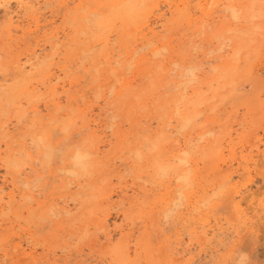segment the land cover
Here are the masks:
<instances>
[{
  "label": "rangeland",
  "instance_id": "rangeland-1",
  "mask_svg": "<svg viewBox=\"0 0 264 264\" xmlns=\"http://www.w3.org/2000/svg\"><path fill=\"white\" fill-rule=\"evenodd\" d=\"M23 1L20 6L19 0H0V112L4 111L0 113V264H123L124 257L125 264H240L242 260L264 264V0H255L257 6L248 0L250 4L245 0H201L204 11L193 6L198 0H192L188 12L193 20L190 17L191 22L186 23V16L182 15L185 20L180 21L181 15L169 10L170 5L172 10L175 4L183 7L181 0H153L147 5L145 17L130 30L136 33L131 34L132 39L127 31L120 30L121 19L111 15L107 0ZM228 5L235 8L231 10ZM76 10L80 16L96 10L84 22L97 36L87 40L75 32L74 24L66 17ZM250 12L256 17H248ZM103 15H109V20L114 18L113 24L104 27L106 32H100L97 24ZM159 21L179 26L175 24L174 29L168 25L166 30ZM145 33L149 42H154V46L144 47L147 50L140 49ZM162 36L166 39L160 40ZM106 37L107 42L103 41ZM83 41L89 42L94 49L89 51L95 55L107 44L108 51L104 48L105 53L96 56L98 61L94 62L98 64L77 53L76 47ZM135 47L140 49L137 54L132 51ZM154 47L166 49L160 52L167 51L161 61L168 60L167 67L177 62L170 71L173 76H166L170 81L162 90L158 88L165 79L157 82L159 92L151 93L154 98L160 94L158 98L156 95L152 99L150 94L151 98L148 95L143 99L148 100L147 112L133 107L131 111L128 107L121 110L115 101L119 84L114 83L110 67L120 69L132 85L142 86L148 80L138 71L154 59L149 53ZM107 52L114 58L105 57ZM140 56L146 62L135 67ZM128 60L131 64L127 66L133 65L130 68L125 63ZM100 63H108L109 68ZM94 66L108 70L101 72L99 81H93ZM16 77L24 78L14 80ZM182 79H189L191 84H180ZM95 82H100L99 90L104 95L98 93ZM108 86L112 93L107 91ZM163 90L169 95H162L167 93ZM10 93L13 96L7 99ZM178 96L182 101L175 105ZM154 103L164 109L171 104L165 111L161 109L166 117ZM17 113L20 115L16 120ZM156 115L163 116V120ZM4 133L7 135L3 137ZM143 133L156 142L154 150L162 147L158 157L150 145L152 141L137 139ZM33 135L48 137L52 149H44L41 139L31 140ZM78 147L85 149L91 163L96 164L89 166L91 175L89 171H77L66 158ZM174 153L183 161L174 159L173 165L184 163L185 158V181L192 182L187 180L184 185L182 181L181 191L173 172L167 176L161 170L158 176L159 168L155 167L159 158ZM11 155L16 165L14 161L8 165L6 160ZM153 158L158 160L154 163ZM180 165L177 169L182 171ZM91 194H96L95 200Z\"/></svg>",
  "mask_w": 264,
  "mask_h": 264
},
{
  "label": "bare ground",
  "instance_id": "bare-ground-1",
  "mask_svg": "<svg viewBox=\"0 0 264 264\" xmlns=\"http://www.w3.org/2000/svg\"><path fill=\"white\" fill-rule=\"evenodd\" d=\"M151 1H153V0H107V6H108V8L110 9V12H111V15L113 16H117L119 19H121V28H120V30L121 31H123V33L124 32H126L129 36H130V38L132 39L133 37H131V34L132 33H135L134 31L133 32H131L130 30L133 28V27H135L138 23H139V21L141 20V18L142 17H145V16H143L144 15V12H145V10H146V8H147V5H148V3H150ZM160 1V0H159ZM167 1H169V0H167ZM234 1V0H233ZM241 1H243V0H241ZM245 1H247V0H245ZM248 1H250L251 3L252 2H254L255 0H248ZM248 1L246 2V3H248ZM257 1V0H256ZM263 0H261V1H259L258 0V2L257 3H259V2H262ZM94 2H97V1H94ZM154 2V1H153ZM170 2V1H169ZM168 2V3H169ZM192 2V0H181V2L180 3H182L183 4V7H179V5L178 4H175V6H174V9L172 10L171 9V7H172V5H168L169 6V10L171 11V12H175L174 14H178V16L179 15H181L180 16V21H181V19H182V15L183 16H186L185 18H186V20L183 18L182 20H185V23L187 22V21H189V22H191V20H190V17H191V14H190V12H188V10H189V7L191 6V4L193 5V2ZM206 2V1H205ZM214 2V1H213ZM219 2V1H218ZM223 2V1H222ZM230 2H232V1H230ZM235 2V1H234ZM174 3V2H173ZM191 3V4H190ZM210 3V2H209ZM215 3V2H214ZM213 3V4H214ZM237 3V2H236ZM245 3V4H246ZM257 3H253V4H255L256 6L258 5ZM19 4H20V6L21 5H23L24 4V1L23 0H19ZM106 3H104V5H105ZM195 5H193L194 7H198L201 11H204L205 10V7H204V5H203V3L201 2V0H198L197 1V3H194ZM212 4V5H213ZM242 4V3H241ZM248 4H250V3H248ZM252 4V5H253ZM263 4H264V2H263ZM208 5V4H207ZM207 5H206V7H207ZM222 5V4H221ZM243 5V4H242ZM260 5H261V3H260ZM259 5V6H260ZM193 6H191V7H193ZM240 6V5H239ZM250 6V5H249ZM23 7V6H22ZM190 7V8H191ZM216 7V6H215ZM224 7V6H223ZM227 7H229V5L227 6ZM246 7V6H245ZM254 6H252V7H248V8H253ZM34 8H35V6H34ZM231 8V10H233V8H235V7H233L232 5L229 7V9ZM244 8V7H243ZM102 9V8H101ZM158 9V8H157ZM227 9V8H226ZM240 9V8H239ZM247 9V8H246ZM245 9V10H246ZM80 10V9H79ZM82 10V9H81ZM198 10V9H197ZM211 10V9H210ZM235 10V9H234ZM252 10V9H251ZM85 11V10H84ZM206 11H207V8H206ZM213 11V10H212ZM248 13H249V10H246ZM78 11L76 10L75 12H68V13H70V15H68L66 18H69V20L72 22V24H74V29H75V32L76 33H78V32H80V33H82L84 36H85V38L87 39V40H90V39H92L93 37H95V36H97L98 34H94V33H92V31H91V29L92 28H90V26L88 25V24H86L87 22V20H85L86 18H88L89 16H90V14H93V13H96V10H92V11H88V13H87V11H85V12H83L82 14H81V16L77 13ZM215 12V11H214ZM218 12V11H217ZM236 12V11H235ZM108 13V12H107ZM194 13V12H193ZM233 13H234V11H233ZM251 13H253V12H250V14H248L249 16L248 17H254L253 16V14H255V13H253L252 14V16H251ZM162 14V13H161ZM164 14H165V12H164ZM190 14V15H189ZM247 14V13H246ZM96 15V14H95ZM193 16H195L194 14H192ZM235 15V14H234ZM257 15V14H256ZM163 16V15H162ZM177 16V17H178ZM237 17V16H236ZM248 17H247V19H248ZM256 17V16H255ZM96 18V17H95ZM109 15L108 16H105V15H103L102 17H100L98 20H97V24H98V27H99V30H100V32L102 31V30H105V32L107 31L106 30V28L109 26V24L111 23V24H113L112 22H111V19H114V18H111L110 20H109ZM159 18H161V17H159ZM166 18V17H165ZM179 18V17H178ZM192 18V17H191ZM240 18V17H239ZM65 19V18H64ZM80 19H82V20H80ZM97 19V18H96ZM203 19V18H202ZM84 20H85V22H84ZM158 20V19H157ZM156 20V21H157ZM161 20V19H160ZM165 20V19H164ZM192 20H193V18H192ZM249 20V19H248ZM251 20V19H250ZM62 21V20H61ZM114 21V20H113ZM91 22V21H90ZM89 22V23H90ZM148 22H149V20H148ZM172 22H174V21H172ZM183 22V21H182ZM193 22V21H192ZM62 23V22H61ZM141 23V22H140ZM153 23V22H152ZM158 23V22H157ZM159 23H161V26L163 27V29H166V30H168L166 27L168 26V25H170V26H173V24L171 25V22H170V24L168 23V22H166V21H164V22H160L159 21ZM64 24V23H63ZM68 24V23H67ZM69 24H71V23H69ZM155 24V23H154ZM176 22L174 23V26L173 27H175L176 25ZM193 24V23H192ZM197 24V23H196ZM157 25V24H156ZM155 25V26H156ZM69 26H71V25H69ZM106 26V28L104 29V27ZM138 26V25H137ZM158 26V25H157ZM177 26H179V25H177ZM182 26V25H181ZM189 26V25H188ZM191 26V25H190ZM61 28V27H60ZM70 28V27H69ZM110 28V27H109ZM152 28V27H151ZM144 29H145V27H144ZM174 29H176V27L174 28ZM109 30V29H108ZM138 30V29H137ZM141 31V30H140ZM140 31H139V33H140ZM160 31V30H159ZM173 31V30H172ZM181 31V30H180ZM112 32V31H111ZM118 32V31H117ZM147 32V31H146ZM150 32H151V34H154V32L152 31V30H150ZM165 33V32H164ZM174 33H176V32H174ZM173 33V34H174ZM197 33V32H196ZM100 34V33H99ZM105 36H106V34L105 33H103ZM136 34V33H135ZM149 34V33H148ZM67 35V34H66ZM128 35H127V37H128ZM155 35V34H154ZM157 35V34H156ZM165 35V34H164ZM137 36V35H136ZM168 36V35H167ZM29 37V36H28ZM101 37H102V35H101ZM100 37V35H99V38H101ZM127 37L125 38V39H127ZM130 38H128V39H130ZM137 38V37H136ZM140 38V37H139ZM141 38H142V42H141V44H140V49H143L144 47H147V46H151L152 47V45L153 44H151V43H154V42H149V41H151V39L149 40L148 38H149V36H148V38H146V33L145 34H143L142 36H141ZM151 38V37H150ZM164 39L165 37H161L160 38V40L161 39ZM171 38V37H170ZM190 38V37H189ZM192 38V37H191ZM56 39V38H55ZM111 39V38H110ZM113 39V38H112ZM127 39V40H128ZM153 39V38H152ZM166 39V38H165ZM164 39V40H165ZM180 39V38H179ZM193 39V38H192ZM28 40V39H27ZM52 40V39H51ZM67 40V39H66ZM68 40H69V38H68ZM114 40V39H113ZM117 40V39H116ZM115 40V41H116ZM156 40H158V39H156ZM163 40V41H164ZM56 41V40H55ZM103 41H105V42H107V37L105 38V40H103ZM109 41V40H108ZM129 41V40H128ZM139 41V40H138ZM145 41H147L146 43L148 44V45H143V44H146L145 43ZM168 41H169V39H168ZM49 42V41H48ZM53 42V41H52ZM57 42V41H56ZM66 42V41H65ZM104 42V43H105ZM113 42V41H112ZM50 43V42H49ZM67 43V42H66ZM73 43H75V42H73ZM80 43V42H79ZM82 43V44H81ZM80 44H76L77 45V47H76V49L78 50L77 51V53H79V55L80 54H82L83 56H81V57H83V59H86L85 57H87L88 59H90V60H93L92 62H94V61H98L97 60V57L96 56H98L99 54H104L105 53V51L107 50L108 51V48H106V45L102 48V47H100L99 49H102L101 51L99 50V53H98V55H95V52H91V51H94V49H92L93 47H89V45H88V43L89 42H85V41H83V42H81ZM139 43V42H138ZM171 43H172V41H171ZM4 44V43H3ZM28 44V43H27ZM69 44V43H68ZM113 44V43H112ZM173 44H174V42H173ZM189 43H187V45H188ZM115 45V44H114ZM113 45V46H114ZM117 45V44H116ZM164 44H161V46H163ZM169 45H170V43H169ZM175 45V44H174ZM73 46H75V45H73ZM139 46V45H138ZM137 46V47H138ZM154 46V45H153ZM156 46V45H155ZM158 46V45H157ZM159 46H160V44H159ZM3 47V46H2ZM6 47V46H5ZM55 47V46H54ZM112 47V46H111ZM137 47H135V48H133L132 49V51L133 52H135L134 54H137V51H139V50H137ZM104 48H106V50L104 49ZM149 47H147V49H148ZM185 48V47H184ZM183 48V49H184ZM12 49V48H11ZM91 49V51H89ZM110 49V48H109ZM130 49V48H129ZM147 49H145L144 48V50H147ZM178 48H176L175 50H177ZM180 49H181V47H180ZM183 49H181V50H183ZM61 50V49H60ZM73 50V49H72ZM115 50V49H114ZM137 50V51H136ZM161 50H166L164 47L162 48V47H154V48H152V50L149 52L150 54L152 53V55L154 56V59L156 58V59H158V60H154L153 59V56L151 57L153 60H151V62H148L147 63V65H144L138 72V74H140V75H143L144 77H142L143 79H145V78H147V80H148V82L146 83V84H143L142 86L141 85H132V82L131 81H129V80H126V79H124V77L122 76V73L118 70V68L116 69V68H112V67H110L111 69H109V73H110V75L112 74V76H113V80H114V83L115 82H117L118 84H119V89H118V91H117V97H116V99H115V101H117V102H119L120 103V105L119 104H116L117 106L119 105L120 106V108H121V110H123V109H125L126 107H128V110L129 111H131V108L133 107L134 109H135V111H139V110H143V112H147V110H148V106H147V102H148V100L146 101V100H143V99H145L148 95V97H150V94H151V96H152V99L154 98L153 96L154 95H152V91H154L153 93H157V86H159V83H158V85H156L157 84V82L158 81H161L163 78L165 79V81H162V83L160 84V86L161 87H159L158 89H160L161 88V90L163 89V87H165L166 85H168V83H169V79H167V78H169V77H166V76H168V74L170 75V74H172V73H170V71L172 70V67L173 68H175L174 67V65L177 63V62H175L173 65H172V67H170L171 66V64L173 63H171L170 64V66L169 67H167L165 64L168 62V60H166V61H164V63H162L161 61H163L164 60V54H166V52L164 53V51L161 53L160 51ZM11 51V50H10ZM53 51V50H52ZM75 51V49L73 50V52ZM110 51V50H109ZM116 51V50H115ZM123 51V50H122ZM169 51H171V50H169ZM168 51V52H169ZM178 51V50H177ZM91 52V53H90ZM98 52V51H97ZM119 52V51H118ZM140 52V51H139ZM173 52V51H172ZM183 52V51H182ZM124 53V52H123ZM164 53V54H163ZM114 54V53H113ZM133 53H132V55H134ZM145 54V53H144ZM163 54V55H162ZM174 54V53H173ZM184 54V53H183ZM185 54H187V53H185ZM8 55V54H7ZM38 55H40V54H38ZM124 55H125V53H124ZM160 55H162L163 56V58H159V56ZM167 55V54H166ZM180 55V54H179ZM178 54H177V56H179ZM42 56V55H41ZM54 56V55H53ZM76 56H78V55H76ZM79 56V57H80ZM120 56V55H119ZM121 56H122V53H121ZM171 56L172 57H175V56H173L172 54H171ZM38 57V56H37ZM44 57V56H43ZM105 57H108V59L109 58H112L111 57V55H108V52L106 53V55H105ZM105 57L102 59L103 60V62H104V59H105ZM116 57H118V55L116 56ZM166 57V56H165ZM169 57V56H168ZM114 58V57H113ZM120 57H118V59H119ZM130 58H132V57H130ZM142 56H140V57H138V59H137V64H135L134 66L135 67H139L141 64H144L146 61H143L142 59ZM4 59V58H3ZM3 59H2V61H3ZM32 59H34V58H32ZM31 59V61H33ZM46 59V58H45ZM44 59V60H45ZM50 59V58H49ZM68 59V58H67ZM77 59H78V57H77ZM87 59V60H88ZM160 59V60H159ZM186 59V58H185ZM188 59V58H187ZM30 60V59H29ZM40 60V59H39ZM43 60V59H42ZM43 60V61H44ZM102 60H101V62H102ZM114 61L116 60V59H113ZM130 60V59H129ZM129 60L128 61H126L125 63H126V66L127 65H129V64H131V63H129V64H127V62H129ZM4 61H6V59L4 60ZM47 61V60H46ZM85 61V60H84ZM112 61V60H111ZM111 61H109L110 63H113V62H111ZM122 61V60H121ZM150 61V60H149ZM154 61H156V62H154ZM159 61V62H158ZM180 61H182V60H180ZM180 61H179V63H180ZM86 62V61H85ZM96 62H94V63H96ZM120 62V61H119ZM119 62H117V64L119 63ZM166 62V63H165ZM170 62V61H169ZM187 62V61H186ZM20 63V62H19ZM21 63H23V62H21ZM28 63V62H27ZM34 63V62H33ZM37 63H39V61L37 62ZM78 63V62H77ZM94 63L92 64V65H94ZM132 63L134 64V62H133V59H132ZM182 63V62H181ZM16 64V63H15ZM29 64V63H28ZM43 64V63H42ZM51 64H53V63H51ZM83 64V63H82ZM84 64H86V63H84ZM89 64V63H88ZM96 64H98V63H96ZM95 64V65H96ZM102 63H100L99 65H101ZM114 64V63H113ZM113 64H111L112 66H113ZM116 64V63H115ZM116 64V65H117ZM120 64V63H119ZM118 64V65H119ZM21 65H23L24 66V64H21ZM20 65V66H21ZM40 65V64H39ZM38 65V66H39ZM44 65H45V61H44ZM49 64H47L46 66H48ZM57 65V64H56ZM77 66L78 65H80V64H76ZM103 65V64H102ZM108 63L106 64V65H103V66H107L108 67ZM168 65V64H167ZM179 65V64H178ZM188 65H190V64H188ZM188 65H187V67H188ZM71 66H73V65H71ZM76 66V67H77ZM125 66V65H124ZM123 66V67H124ZM133 66V65H132ZM131 65H130V67H132ZM175 66H177V64L175 65ZM3 67V65L1 66V68ZM43 67V66H42ZM92 67V66H91ZM95 67V66H94ZM102 66H99V67H95V75H94V77H92L93 78V81H99V76L101 75V74H103V73H101V72H107L108 70H104L103 68H101ZM129 66H127V68H128ZM129 67V68H130ZM182 67V66H181ZM180 67V68H181ZM4 68H6L5 66H4ZM16 68V67H15ZM32 68H33V65H32ZM46 68V67H45ZM65 68H67V67H65ZM72 68V67H71ZM88 68V67H87ZM93 68V67H92ZM90 69V70H93V69ZM105 68V67H104ZM109 68V67H108ZM127 68H123L124 70H126ZM191 68V67H190ZM20 69H23V68H20ZM34 69H35V66H34ZM63 69V68H62ZM69 69V68H68ZM4 70V69H3ZM65 70V69H64ZM128 71H129V69H127ZM174 70H176V69H173V71ZM186 70H187V68H186ZM185 70V71H186ZM190 70H193V69H190ZM5 71V70H4ZM62 71V70H61ZM188 71H189V69H188ZM187 71V72H188ZM2 72V71H1ZM6 72V71H5ZM125 72V71H124ZM160 72H162V73H164V75L162 76V75H159V73ZM178 72V71H177ZM186 72V73H187ZM191 73H192V71H190ZM194 72V71H193ZM69 73V72H68ZM93 73H94V70H93ZM180 72H178L177 74H179ZM54 74V73H53ZM64 74V73H63ZM125 75H126V73H124ZM176 74V73H175ZM181 74V73H180ZM194 74V73H193ZM65 75V74H64ZM184 75H186V74H184ZM187 75H190V74H187ZM197 75V74H196ZM171 76H173V74L171 75ZM176 76V75H175ZM174 76V77H175ZM181 76H183V75H181ZM193 76H195V75H191V77H193ZM20 77V76H19ZM19 77H16V79H14V80H20V81H23V78L24 77H22V80H21V78H19ZM45 77V76H44ZM56 77H57V75H56ZM55 77V78H56ZM173 77V78H174ZM178 77H180L179 75H178ZM185 77V76H184ZM51 78V77H50ZM59 78H61V77H59ZM181 78V77H180ZM142 79V80H143ZM190 79V78H189ZM189 79L188 80H186V79H182L183 81L180 83V84H183L184 86L186 85H188V84H191V82L189 81ZM193 79V78H192ZM196 78H194V80H195ZM51 79H49V81H50ZM57 80H58V77H57ZM101 80V79H100ZM104 80V79H103ZM181 80V79H180ZM191 80V79H190ZM139 81V80H138ZM101 82V81H100ZM100 82H95L97 85L95 86V88L96 87H98V88H96V89H100L101 90V85H99L98 83H100ZM190 82V83H189ZM15 83H16V81H15ZM20 83V82H19ZM46 84H47V81L45 82ZM92 83V82H91ZM95 83H93V84H95ZM111 83V82H110ZM110 83H108L109 85H110ZM114 83H113V85H114ZM141 83V82H140ZM172 83H174V82H172ZM14 84V83H13ZM45 84V85H46ZM107 84V85H108ZM106 85V86H107ZM116 85V84H115ZM170 85V84H169ZM172 85V84H171ZM183 85H179V86H183ZM64 86V85H63ZM111 87H113L112 86V83H111V85H110ZM175 86V85H174ZM1 87V86H0ZM3 87V86H2ZM105 87V86H104ZM103 87V88H104ZM109 87V86H108ZM188 87V86H187ZM107 88V87H106ZM114 88V87H113ZM169 88V87H168ZM172 87L170 86V88L169 89H171ZM173 88H176V86L175 87H173ZM178 88V87H177ZM184 88V87H183ZM39 89V88H38ZM109 89V90H108ZM156 89V90H155ZM1 90V89H0ZM65 90L66 89H64L62 92H65ZM98 90H96V91H98ZM100 90H99V92L98 93H100ZM105 90V89H104ZM113 90V89H112ZM167 90V89H166ZM165 90V91H166ZM237 90V89H236ZM34 91V90H33ZM103 91V90H102ZM101 91V92H102ZM107 91L109 92L110 91V87L109 88H107ZM164 90H163V92H165ZM182 91V90H181ZM5 92V91H4ZM58 92V91H57ZM108 92H107V96H108ZM111 93H112V91H110ZM159 92V91H158ZM167 92V91H166ZM182 92H185V91H182ZM31 93H32V91H31ZM52 93H53V91H52ZM79 93V92H78ZM97 93V92H96ZM97 93V94H98ZM177 93V92H176ZM175 93V94H176ZM30 94V93H29ZM54 94V93H53ZM102 93H100V95H101ZM159 94V93H158ZM163 94H168V92L167 93H162V95ZM5 95H6V93H5ZM37 95V94H36ZM55 95V94H54ZM77 95V94H76ZM99 95V96H100ZM102 95H104V94H102ZM109 95H110V93H109ZM157 95V94H156ZM156 95H155V98H156ZM160 95V94H159ZM159 95H157V98L159 97ZM169 95V94H168ZM181 95V94H180ZM13 96V93H10V95L8 96V98L7 99H10L11 97ZM33 96V94H31L30 95V97H32ZM45 96V95H44ZM82 97H83V95H81ZM94 96V95H93ZM5 97V96H4ZM26 97H28V96H26ZM37 97H38V95H37ZM95 97V96H94ZM98 97V96H97ZM96 97V98H97ZM115 97V96H114ZM179 97V96H178ZM176 98L175 100L171 97V100L173 99L174 100V104L175 105H177L179 102L181 103V101H182V96H180L181 97V99H180V97L179 98ZM186 97H188V96H186ZM34 98V97H33ZM101 98V97H100ZM100 98L98 99V100H100ZM104 98V97H103ZM151 98V97H150ZM154 98V99H155ZM0 99H1V96H0ZM3 99V98H2ZM149 99V98H148ZM160 100H161V96H160V98H159ZM163 99H164V97H163ZM4 100V99H3ZM111 100H113V99H111ZM159 100V101H160ZM172 100V101H173ZM8 101V100H7ZM82 101V100H81ZM104 101H105V99H104ZM114 101V102H115ZM134 101V102H133ZM152 102H153V100H151ZM150 101V102H151ZM184 101V100H183ZM11 102H13L12 100L10 101V103ZM38 102H39V100H38ZM54 102V101H53ZM113 102V101H112ZM114 102H113V105H115L114 104ZM158 102V101H157ZM164 102V101H163ZM165 102H168V101H165ZM41 103V102H40ZM76 103V102H75ZM172 103V104H173ZM179 103V104H180ZM187 103V102H186ZM186 103H184V104H186ZM5 104V103H4ZM112 104V103H111ZM155 104V108L156 107H158V111L160 110V112L162 111L161 109H163L164 111L166 110V108L168 109V107H169V105L171 106V104H168L167 105V103H166V105L168 106V107H166L165 106V109H164V106H162V107H160V105H157L156 103H154ZM173 104V105H174ZM178 104V105H179ZM184 104H182V107H181V109L184 107ZM57 105H59V104H57ZM87 105V104H86ZM115 105V106H116ZM134 105H136V106H134ZM149 105V104H148ZM49 106V105H48ZM63 106V105H62ZM106 106V105H105ZM112 106V105H111ZM111 106H109V109H110V107ZM58 107V106H57ZM69 107V106H68ZM145 107H147V108H145ZM159 107H160V109H159ZM177 107L178 106H176V107H174L175 109L174 110H176L177 109ZM186 107H188V106H186ZM92 108V107H91ZM102 108V107H101ZM100 108V109H101ZM108 108V107H107ZM132 108V109H133ZM154 108V110L156 111V109ZM71 109H74V108H71ZM103 109V108H102ZM145 109H147V110H145ZM153 109V108H152ZM18 110V109H17ZM47 110H48V108H47ZM145 110V111H144ZM154 110L152 111L153 113L152 114H155L154 113ZM180 110V109H179ZM35 111V110H34ZM128 111V112H129ZM134 111V110H133ZM183 111V110H182ZM187 111V110H186ZM1 112H4V111H2L1 110ZM0 112V113H1ZM39 112V111H38ZM142 112V111H141ZM149 112V111H148ZM174 112V111H173ZM7 113V112H6ZM35 113V112H34ZM135 113V112H134ZM150 113V112H149ZM148 113V114H149ZM161 113H163L162 115L163 116H165L164 115V112L162 111ZM2 114V113H1ZM136 114H138V113H136ZM144 114V113H143ZM142 114V115H143ZM146 114V113H145ZM167 114H168V112H167ZM6 115V114H5ZM17 115V118H16V120L17 119H19L18 117V115H20L19 113H17L16 114ZM22 115H24V114H22ZM47 115V114H46ZM109 115V114H108ZM115 115V114H114ZM126 115H127V113H126ZM128 115H130V114H128ZM127 115V116H128ZM139 115V114H138ZM173 115V114H172ZM112 116V115H111ZM126 116V117H127ZM146 116V115H145ZM157 116V115H156ZM163 116H157V118L159 117V119L160 118H162V120H163ZM175 116H176V114H175ZM178 116V115H177ZM183 116V115H182ZM23 117V116H22ZM85 117V116H84ZM110 116H108V118H109ZM136 117V116H135ZM166 117V116H165ZM188 117V116H187ZM56 118V117H55ZM148 118V117H147ZM168 118V117H167ZM179 118V117H178ZM186 118V117H185ZM111 119V118H110ZM179 119H181V118H179ZM184 119V118H183ZM70 120V119H69ZM86 120V119H85ZM84 120V121H85ZM130 120V119H129ZM161 120V119H160ZM168 120V119H167ZM171 120V119H170ZM187 120V119H186ZM162 122V121H161ZM177 122H179L178 120H177ZM17 123H19V121H17ZM187 124V122H184V124ZM166 124V123H165ZM168 125H169V123H167ZM180 124V123H179ZM182 124H180V126H181ZM66 126V125H65ZM69 126V125H68ZM167 126V125H166ZM1 127V126H0ZM27 127H29V126H27ZM67 127V126H66ZM70 127V126H69ZM108 127V126H107ZM178 127V126H177ZM26 128V127H25ZM68 128V127H67ZM87 128V127H86ZM13 129V128H12ZM15 129V128H14ZM13 129V130H14ZM27 129V128H26ZM26 129H25V131H26ZM30 129V128H29ZM175 129V128H174ZM84 130H86V129H84ZM135 130V129H134ZM145 130V129H144ZM164 130H166V129H164ZM6 131V130H5ZM4 132V131H3ZM2 132V133H3ZM7 132H8V130H7ZM32 132V131H31ZM71 132V131H70ZM141 132V131H140ZM143 132H145V131H143ZM18 133V132H17ZM26 133H29V130L26 132ZM44 133V132H43ZM137 133V132H136ZM152 133V132H151ZM66 134H67V132H66ZM80 134V133H79ZM85 134H87V133H85ZM140 134V133H139ZM139 134H137V135H139ZM144 135L142 136V137H139V138H137V139H144L145 138V140H142V141H145L144 143H146V142H148L149 140H150V138L149 137H147V136H150V134L149 135H146L145 133H143ZM148 134V133H147ZM154 134V133H153ZM163 134V133H162ZM7 134H5L4 133V135H3V137L4 136H6ZM14 135V134H13ZM43 135V134H42ZM88 135H91V134H88ZM154 135H156V134H154ZM165 135H167V134H165ZM164 135V136H165ZM9 136V135H8ZM16 136V135H15ZM24 136V135H23ZM26 136V135H25ZM24 136V137H25ZM67 136V135H66ZM74 136V135H73ZM87 136V135H86ZM129 136V135H128ZM162 136V135H161ZM171 136V135H170ZM21 137V136H20ZM27 137V136H26ZM29 137V136H28ZM69 137V136H68ZM90 137V136H89ZM155 137V136H154ZM159 137V136H158ZM166 137V136H165ZM164 137V138H165ZM167 137H168V135H167ZM5 138H7V137H5ZM97 138V137H96ZM129 138V137H128ZM136 138V137H135ZM153 138V137H152ZM189 138V137H188ZM3 140H4V138H2ZM1 139V140H2ZM14 139V138H13ZM12 139V140H13ZM39 139H41V141L43 142V145H44V149H52V147H51V143H50V141H49V138L48 137H46L45 136V138H43V137H41V136H35V135H33V137H32V139L31 140H39ZM127 139V138H126ZM156 139H157V137H156ZM190 139V138H189ZM19 140V139H18ZM66 140V139H65ZM191 140V139H190ZM94 141V140H93ZM127 141H128V139H127ZM135 141V140H134ZM141 141V142H142ZM150 141H152V140H150ZM164 141H165V139H164ZM167 141V140H166ZM63 142H64V140H63ZM95 142H97V140L95 139ZM139 142V141H138ZM187 142H190V141H187ZM93 143V142H92ZM140 143V142H139ZM144 143H143V145L142 146H144ZM149 143V142H148ZM155 143L156 142H154V141H152V143L150 144L151 146H152V148H153V150L155 149L154 147H155ZM161 143H162V141H161ZM13 144V143H12ZM32 144H33V142H32ZM35 144V143H34ZM41 144V143H40ZM68 144V143H67ZM95 144V143H94ZM173 143H171V144H169V145H172ZM36 146L38 145V144H35ZM90 145H91V143H90ZM130 145V144H129ZM137 145H139V144H137ZM157 145V144H156ZM159 145V144H158ZM31 146V145H30ZM110 146H111V144H110ZM165 146V145H164ZM173 146H174V144H173ZM22 147V146H21ZM37 147H39V146H37ZM42 147V146H41ZM92 147V146H91ZM145 147V146H144ZM166 147H168V146H166ZM33 148V147H32ZM76 148V147H75ZM79 148V147H78ZM89 148V147H88ZM135 148V147H134ZM138 148V147H137ZM137 148H135V149H137ZM152 148H150V150L152 149ZM160 148V147H159ZM159 148H156L157 150H154L155 152H154V154H155V157H158V155H160V152H158L159 151ZM29 149V148H28ZM44 149H42L43 151H45V153H46V150H44ZM95 149V148H94ZM160 149H162V147L160 148ZM164 149V148H163ZM168 149V148H167ZM170 149H171V146H170ZM31 150V149H30ZM166 150V149H165ZM20 151V150H19ZM42 151V152H43ZM73 151V150H72ZM87 151H89V150H87ZM140 151H142V150H140ZM161 151V150H160ZM12 152V151H11ZM38 152H39V149H38ZM41 152V153H42ZM51 152V151H50ZM74 153H72L71 151H70V153H69V151H67L66 152V154L65 155H67L68 153H69V156L67 155V157L66 158H70L69 160H70V164H72L74 167H75V169L77 170V171H84L85 173H86V171H89V174L91 173V171H92V169L90 168L91 166L90 165H92V164H94V163H91V162H93V161H91L90 160V156L91 155H88V153L86 152V150L85 149H81V147L79 148V149H77L76 151H73ZM81 153L82 155H85L86 156V159H84L81 163H79V164H74L73 163V157L77 154V153ZM94 152V151H93ZM138 152V151H137ZM157 152H158V155H156L157 154ZM185 152V151H184ZM14 153H16V152H14ZM72 153V154H71ZM89 153H91V152H89ZM98 153V152H97ZM134 153H136V150L134 151ZM149 153H151L150 151H149ZM10 154V153H9ZM26 154V152L23 154V155H25ZM28 155H29V153H27ZM32 154V153H31ZM94 154V153H93ZM100 154V153H99ZM133 154V153H132ZM140 154V153H139ZM146 154V153H145ZM148 154V153H147ZM152 154V153H151ZM162 154V153H161ZM42 155H43V153H42ZM138 155V154H137ZM141 155V154H140ZM19 156V155H18ZM90 158H89V157ZM5 157V156H4ZM20 157V156H19ZM22 157V156H21ZM24 157H26V156H24ZM28 157V156H27ZM36 157V156H35ZM147 157V156H146ZM145 157V158H146ZM149 157V156H148ZM182 157V156H181ZM181 157H179V154L178 153H174V154H172L171 155V157H169V158H159V160L158 159H156V158H153L152 160L154 161V159H156V160H158L157 161V165L155 166L156 168H159V175L158 176H161L160 175V171L162 170V171H164L165 172V174H167V176H168V174L169 175H171V173L172 174H174V176H175V179H176V182H177V186H178V189H179V191H181V188L182 187H184V186H181V183H183L182 181H185V179L187 178V176H188V174L187 173H185V171H184V166H185V158H184V163H179L178 165H180V164H182V167H181V165H180V168L182 169V171H184V172H182L181 170H178L177 169V167H178V165L177 164H175V165H177V167L175 166V165H173V162H172V160H174V159H176L177 161H178V159L177 158H180L181 160L183 159V158H181ZM46 158H47V155H46ZM65 158V159H66ZM94 158V157H93ZM143 158V157H142ZM14 159L16 160V158H14V156L12 157V155H11V159L9 160V159H7L6 160V158L4 159V160H6V161H9L10 163L8 164V165H11V163H12V161H14ZM23 159H26V158H23ZM30 159V158H29ZM37 159V158H36ZM160 159H165V160H160ZM33 160V159H32ZM149 160V159H148ZM156 160L154 161V163L156 162ZM181 160L179 161V162H181ZM21 161V160H20ZM137 161V160H136ZM152 161V162H153ZM183 161V160H182ZM15 162V163H14ZM13 162V164H17L16 163V161H14ZM30 162V161H29ZM151 162V161H150ZM4 163H5V161H4ZM37 163V162H36ZM43 163V162H42ZM7 164H6V166H7ZM19 164V163H18ZM24 164V163H23ZM184 164V165H183ZM188 164V163H187ZM186 164V165H187ZM21 165V164H20ZM94 165H96V164H94ZM98 165H101V164H99L98 163ZM104 165V164H103ZM151 165V164H150ZM229 165V164H228ZM18 166V165H17ZM90 166V167H89ZM28 167V166H27ZM105 167V166H104ZM101 168V167H100ZM187 168V167H186ZM24 169V168H23ZM28 169V168H27ZM90 169V170H89ZM186 170V172L188 171L187 169H185ZM59 171V170H58ZM158 171V170H157ZM161 171V172H162ZM84 172H81V173H84ZM93 172V171H92ZM99 172V171H98ZM163 172V173H164ZM189 172V171H188ZM80 173V174H81ZM155 173V172H154ZM162 173V174H163ZM77 174V173H76ZM87 174V173H86ZM88 174V175H89ZM183 174H185V178H184V175ZM91 175V174H90ZM89 175V176H90ZM24 176V175H23ZM37 176V175H36ZM156 176V175H155ZM174 176H172V177H174ZM170 177V176H169ZM183 177V178H182ZM37 178V177H36ZM79 178V177H78ZM96 178V177H95ZM102 178V177H101ZM159 178V177H158ZM162 178V177H161ZM191 178V177H190ZM139 179V178H138ZM163 179V178H162ZM174 179V180H175ZM15 180H17V179H15ZM38 180V179H37ZM103 180V179H102ZM101 180V181H102ZM142 180V179H141ZM174 180H173V182H174ZM188 181H189V179H187ZM187 180L185 181V183H184V185L186 184L187 185ZM104 181V180H103ZM71 182V181H70ZM170 182H172V180L170 181ZM190 182V181H189ZM106 183V182H105ZM150 183V182H149ZM190 183H192V182H190ZM31 184H32V182H31ZM91 184V183H90ZM144 184V183H143ZM158 184V183H157ZM173 184V183H172ZM25 185V184H24ZM85 185V184H84ZM145 185V184H144ZM171 185V184H170ZM189 185V184H188ZM89 187V185H86L85 187ZM94 186V185H93ZM92 186V187H93ZM97 186V185H96ZM155 186H157V185H155ZM163 186V185H162ZM193 186V185H192ZM66 187V186H65ZM78 187H81V185H79ZM98 187V186H97ZM181 187V188H180ZM91 188V187H90ZM157 188V187H156ZM164 188V187H163ZM188 188V187H187ZM192 188V187H191ZM64 189V188H63ZM93 189L96 191V189L93 187ZM92 189V190H93ZM99 189H100V187H99ZM176 189V188H175ZM65 190V189H64ZM93 190V191H94ZM101 190V189H100ZM213 191V190H212ZM215 191V190H214ZM208 192V191H207ZM93 193V192H92ZM96 193H97V191H96ZM136 193V192H135ZM209 193V192H208ZM214 193V192H213ZM144 194V193H143ZM147 194V193H146ZM182 194V193H181ZM210 194V193H209ZM92 196L94 195V194H91ZM90 195V196H91ZM136 195V194H135ZM205 195V194H204ZM224 195V194H223ZM90 196H87V197H90ZM95 196H96V194L93 196L94 198H91V199H94L95 200ZM97 196H98V193H97ZM96 196V197H97ZM150 196V195H149ZM176 196H178V195H176ZM181 196V195H180ZM211 196V195H210ZM215 196V195H214ZM139 197V196H138ZM182 198H183V195L181 196ZM16 198V197H15ZM147 198V197H146ZM176 197H174L173 199H175ZM180 198V197H179ZM181 198V199H182ZM207 198V197H206ZM234 198V197H233ZM83 199V198H82ZM90 199V200H91ZM180 199V200H181ZM205 199V198H204ZM176 200V199H175ZM234 200V199H233ZM30 201V200H29ZM177 201V200H176ZM202 201H203V196H202ZM204 201H206V199L204 200ZM175 202V201H174ZM178 202H180V201H178ZM177 202V203H178ZM176 203V202H175ZM174 203V204H175ZM202 203V202H201ZM167 204V203H166ZM170 204H171V202H170ZM174 204H171V206L173 205V207H175L174 206ZM83 205V204H82ZM181 205V204H180ZM204 205H206V204H204ZM167 206H168V204H167ZM2 209V208H1ZM50 209V208H49ZM60 209H62V208H60ZM170 209H171V207H170ZM174 209V208H173ZM198 209V208H197ZM5 210H7V209H5ZM9 210V209H8ZM166 210H169V208L167 207V209ZM4 211V210H3ZM2 211V212H3ZM48 211V210H47ZM65 212H69L68 210H64ZM170 211V210H169ZM171 211H172V209H171ZM52 212V211H51ZM62 212V211H61ZM60 212V213H61ZM64 212V213H65ZM73 212V211H72ZM7 212H5L4 214H6ZM53 213V212H52ZM141 213H142V211H141ZM166 212H164V214H165ZM167 213H169V212H167ZM154 214V213H153ZM50 215V214H49ZM128 215V214H127ZM126 215V216H127ZM169 215V214H168ZM4 216V215H3ZM125 216V217H126ZM154 216V215H153ZM155 217V216H154ZM73 222V221H72ZM105 222V221H104ZM101 224V223H100ZM69 226H71V225H69ZM153 226H154V224H153ZM155 228V227H154ZM108 231V230H107ZM65 246V245H64ZM60 247V246H59ZM70 247V246H69ZM16 249H18V248H16ZM70 249V248H69ZM91 249V248H90ZM66 250V249H65ZM64 252V251H63ZM119 252V251H118ZM124 253V252H123ZM120 255V254H119ZM121 256V255H120ZM125 256V255H124ZM28 257H29V255H28ZM27 257V258H28ZM120 258H122V257H119L118 259H120ZM25 260V259H24ZM122 260V259H121ZM123 261V260H122ZM126 263V259H125V257H124V262H123V264H125Z\"/></svg>",
  "mask_w": 264,
  "mask_h": 264
},
{
  "label": "clouds",
  "instance_id": "clouds-1",
  "mask_svg": "<svg viewBox=\"0 0 264 264\" xmlns=\"http://www.w3.org/2000/svg\"><path fill=\"white\" fill-rule=\"evenodd\" d=\"M84 159H86L85 155H82L81 153H77L74 157H73V163L74 164H79L81 163ZM240 264H247V262L245 260H242L240 262Z\"/></svg>",
  "mask_w": 264,
  "mask_h": 264
}]
</instances>
